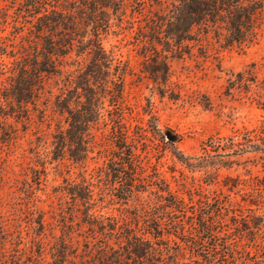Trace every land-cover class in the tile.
<instances>
[{
    "label": "rangeland",
    "instance_id": "374dc122",
    "mask_svg": "<svg viewBox=\"0 0 264 264\" xmlns=\"http://www.w3.org/2000/svg\"><path fill=\"white\" fill-rule=\"evenodd\" d=\"M23 1L0 0V264H61L55 261L61 255L63 264H139L127 258L131 247L140 246L135 236L151 241L154 258L195 264L202 257L192 248L190 232L197 233L189 226L197 228L202 220L212 222L226 246L221 254L231 255L219 262L264 264V10L254 38L241 45H225L210 33L185 42L179 57L164 50L169 78L160 90L164 85L142 72L139 29L161 7L155 0H124L121 19L111 15L110 27L100 34L113 57L111 73L117 75L115 65L123 71L121 111L103 99L102 116L89 129L90 150L74 161L67 151L53 154V136L68 128L54 106L55 95H67L64 77L47 81L51 95L35 108L28 104L27 118L1 95L13 61L8 51L31 37V24L18 17ZM20 25L21 32L15 28ZM77 50L65 57L64 71L85 70L90 57ZM77 94L83 103L82 88ZM119 114L146 184L127 201L109 189L105 173L116 148L110 117ZM163 183L170 193L159 190ZM85 185L92 190L86 203L67 192ZM171 220H181L180 234L189 238L174 235ZM203 241L207 249L211 241Z\"/></svg>",
    "mask_w": 264,
    "mask_h": 264
},
{
    "label": "trees",
    "instance_id": "16d2710c",
    "mask_svg": "<svg viewBox=\"0 0 264 264\" xmlns=\"http://www.w3.org/2000/svg\"><path fill=\"white\" fill-rule=\"evenodd\" d=\"M155 1L161 7V13L147 16L144 25L139 29V35L144 42L143 54L146 58L142 72L154 81L161 82L164 87H159L160 90L165 89L169 78L167 56L162 53L164 50L179 57L184 53L185 42L199 40V37L207 39L210 33L218 41L223 40L225 45H241L254 38L256 30L263 22L264 0ZM139 5L142 7L138 11L140 14L143 11V2H139ZM17 10L18 17L23 20L21 22L31 24L28 31L31 37L26 39V44L21 43L16 50L8 51L13 61L9 69L10 75L6 78L7 85H3L1 95L9 105L15 103L18 114L24 113L27 118L28 104L35 108L43 95H51V91L47 89V81L52 76L64 77L62 81L65 82L63 86L68 88L67 95L63 91L55 95L54 106L59 113L65 114L68 128L53 136V154L58 158L67 151L72 160H82L90 150L88 144L93 140L89 129L102 116L103 99L108 98L110 105L121 111L123 71H120L122 69H119V65H115L113 71L118 73H111L113 57L103 48L100 34L110 27L111 15L117 14L121 19L124 14V0H75L69 4L66 0H24ZM23 27L24 25L15 26L20 32ZM156 44L164 49L158 50ZM74 46L78 48V55L85 54L90 57L85 70L80 68L83 71H77V74L75 70H63L64 59ZM2 83L0 80V85ZM72 84L74 86L70 89ZM78 88L84 91L83 103L78 100ZM122 120L120 114L110 117V133L116 148L112 150L105 173L108 176L109 189L116 191L117 197L127 201L146 184L136 171L141 166L133 151L134 143L127 141L126 127ZM159 190L170 193L168 185L164 183ZM67 192L73 200L84 203L92 197L89 185L83 186V189L73 186ZM169 196L172 197L171 194ZM181 204L182 201L179 200L173 209L179 210L182 208ZM211 224L212 222L202 220L197 228L189 226L190 231L195 229L197 233L193 236L190 232L189 241L194 246L192 248L195 254L202 257L200 261L194 260L195 264H224L218 260L221 255H227L221 254L222 248L226 246L218 241L219 237L214 234ZM100 227L105 228L103 224ZM183 228L181 220L168 222V229H175L174 235L178 234L181 235L180 238L187 239L189 237L180 234L184 232ZM153 230L155 234L162 233L158 224ZM134 238L140 246L131 247L127 258L140 260L139 264H145L141 261L143 258H146V264H179L177 259L167 263L158 257L154 258L151 241L141 236ZM204 238L211 241L207 249ZM61 256L62 260L56 258L55 261L63 264L65 259ZM229 256L231 255H227V258ZM149 258L152 260H147ZM230 259L234 260L233 257Z\"/></svg>",
    "mask_w": 264,
    "mask_h": 264
},
{
    "label": "water",
    "instance_id": "95a60500",
    "mask_svg": "<svg viewBox=\"0 0 264 264\" xmlns=\"http://www.w3.org/2000/svg\"><path fill=\"white\" fill-rule=\"evenodd\" d=\"M167 137H168L169 139H171V136H170V135H167Z\"/></svg>",
    "mask_w": 264,
    "mask_h": 264
}]
</instances>
